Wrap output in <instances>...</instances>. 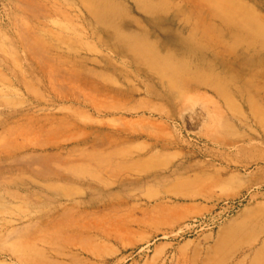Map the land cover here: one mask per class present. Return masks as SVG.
<instances>
[{
	"label": "rangeland",
	"instance_id": "rangeland-1",
	"mask_svg": "<svg viewBox=\"0 0 264 264\" xmlns=\"http://www.w3.org/2000/svg\"><path fill=\"white\" fill-rule=\"evenodd\" d=\"M0 264H264V0H0Z\"/></svg>",
	"mask_w": 264,
	"mask_h": 264
},
{
	"label": "bare ground",
	"instance_id": "bare-ground-1",
	"mask_svg": "<svg viewBox=\"0 0 264 264\" xmlns=\"http://www.w3.org/2000/svg\"><path fill=\"white\" fill-rule=\"evenodd\" d=\"M237 27V26H235ZM239 27V26H238ZM230 28V29H229ZM227 32H229L232 40L237 41V40H245L247 39L248 42L251 43V45H253L252 43L254 42L253 39H252V36L249 35L248 37L247 36H244L243 34H240L239 33V30H237L236 28L230 26V25H227V24H223V32L222 34H226ZM254 38V37H253ZM211 39V38H210ZM219 42V41H218Z\"/></svg>",
	"mask_w": 264,
	"mask_h": 264
}]
</instances>
